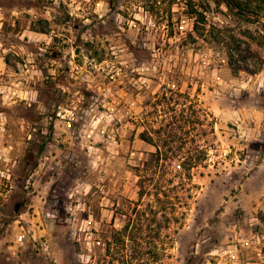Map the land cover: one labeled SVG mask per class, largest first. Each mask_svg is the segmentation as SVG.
<instances>
[{"label": "rangeland", "instance_id": "374dc122", "mask_svg": "<svg viewBox=\"0 0 264 264\" xmlns=\"http://www.w3.org/2000/svg\"><path fill=\"white\" fill-rule=\"evenodd\" d=\"M0 0V264H264V0Z\"/></svg>", "mask_w": 264, "mask_h": 264}, {"label": "trees", "instance_id": "16d2710c", "mask_svg": "<svg viewBox=\"0 0 264 264\" xmlns=\"http://www.w3.org/2000/svg\"><path fill=\"white\" fill-rule=\"evenodd\" d=\"M228 4L229 5H232V4H234V5H236V7L238 8V9H240V10H244V8L243 7H241V5H240V3H235L233 0L232 1H228Z\"/></svg>", "mask_w": 264, "mask_h": 264}]
</instances>
